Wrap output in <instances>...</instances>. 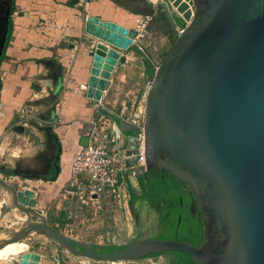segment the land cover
Listing matches in <instances>:
<instances>
[{
    "label": "water",
    "instance_id": "water-1",
    "mask_svg": "<svg viewBox=\"0 0 264 264\" xmlns=\"http://www.w3.org/2000/svg\"><path fill=\"white\" fill-rule=\"evenodd\" d=\"M111 1L141 18L162 14L176 33L155 67L144 100L145 165L154 173L168 172L188 187L201 213L204 243L196 248L173 240L140 239L119 250L99 252L108 246L55 231L35 208L33 192L0 181L10 191L14 208L26 216V224L0 242V251L35 233L57 245L59 254L48 256L53 264H65L63 252L108 263L133 264L180 252L195 264H264V0H191L193 15L188 21L170 0ZM4 15L8 21L10 7ZM176 18L187 23L181 32ZM84 31L98 41L90 53L86 98L101 103L112 71L124 63L121 54L134 45L142 47L134 42V30L96 17H85ZM4 43L5 38L0 58ZM104 46L110 49L106 70L97 72ZM114 122L129 156L138 130L119 117ZM86 144L87 138L81 141V146ZM31 216L38 222L32 224ZM9 256H18L15 264H25L23 256L31 264L40 261L26 244L20 254L0 260Z\"/></svg>",
    "mask_w": 264,
    "mask_h": 264
},
{
    "label": "crops",
    "instance_id": "crops-1",
    "mask_svg": "<svg viewBox=\"0 0 264 264\" xmlns=\"http://www.w3.org/2000/svg\"><path fill=\"white\" fill-rule=\"evenodd\" d=\"M3 1L0 0V14ZM87 16L128 30H134L144 19L111 0H86L85 4H73L72 0H12L10 37L0 61V178H8L5 180L12 187L16 182L18 190L33 192L36 209L47 221H54V226L58 221L66 224L72 221L68 219V211L57 202L58 193L68 181L71 161L100 109L114 115L120 113L124 103L116 111L112 94L122 87L137 56L135 45L121 54L124 63L112 71L101 103L87 99L90 53L98 42L84 31ZM152 65L157 66L154 62ZM66 74L69 81L64 87L62 79ZM61 99L56 110L54 105ZM20 170L30 171L32 175L18 179L16 172ZM5 193L10 194L6 190ZM3 208L0 206L1 214ZM6 221L5 217L0 218V225ZM43 237L31 234L22 242L40 243ZM6 238L0 236L2 241ZM23 243L19 245L24 247ZM29 252L40 255L38 264H53L48 256L59 253L39 249ZM27 258L23 256L22 262L31 264L32 260ZM13 262L12 256L0 260V264Z\"/></svg>",
    "mask_w": 264,
    "mask_h": 264
},
{
    "label": "built area",
    "instance_id": "built-area-1",
    "mask_svg": "<svg viewBox=\"0 0 264 264\" xmlns=\"http://www.w3.org/2000/svg\"><path fill=\"white\" fill-rule=\"evenodd\" d=\"M76 1L80 4L86 3V0ZM148 21L149 18H144L137 23L134 28L136 34L134 42L144 37ZM186 25L187 23L179 32ZM68 81L69 77L66 74L62 79L64 87ZM61 103L62 99L56 101L54 105L56 110ZM126 110L125 103L118 115L101 108L91 121L87 144L81 146L74 155L70 164L69 179L57 196V202L68 211V219L96 220L104 206H116L122 215L129 214L127 186L134 184L137 176L147 170L142 132L143 117L141 120H134V116L132 118L125 115ZM112 115L133 124L138 130L135 137L136 146L131 149L129 156L124 138L117 131ZM127 161H131L132 164L128 166ZM67 226L68 224L65 225ZM80 264L86 263L80 262Z\"/></svg>",
    "mask_w": 264,
    "mask_h": 264
},
{
    "label": "rangeland",
    "instance_id": "rangeland-1",
    "mask_svg": "<svg viewBox=\"0 0 264 264\" xmlns=\"http://www.w3.org/2000/svg\"><path fill=\"white\" fill-rule=\"evenodd\" d=\"M5 2L7 3V0L3 1V3ZM190 9L192 11L191 4ZM154 18H158L159 24L163 26L162 29L164 30L165 34L162 33L158 24H150L149 30L146 27L145 35L139 41V45L143 47L141 49V53H136V59L134 63H132V66L128 68L129 75L127 76L125 82L122 84V87H120L118 91H115L114 94H112L114 109L116 111H119L120 103H125L127 108V110L125 111V115L132 118L134 116V120H141L144 116V100L146 95L145 91L146 89H148V84L150 82L147 80L144 73V62L145 60H148L147 56L151 57L149 61L152 64L154 62L156 65H158L165 52L171 47L173 41L176 38V33L171 31L172 29L168 27L161 16H156ZM142 51L145 52L143 53ZM16 173L18 179L28 178L30 175H32V172L30 171L20 170ZM42 173L43 172H40L41 176H43ZM5 179L8 178H0V180H3L6 182V184L10 185L8 180ZM24 185L25 184H22V186ZM14 188L15 190H18V184H16V182H14ZM5 190L6 192H10L0 185V206H4L2 214L0 213V218L5 217L7 220L5 223H2L0 225V236L2 238L7 237L6 239H8L13 234L12 231H19L26 224V216L19 212L17 209H13L11 193L6 194ZM2 202H4L5 205H2ZM53 211H55V209H53ZM30 222L33 224L35 222H38V219L35 216H31ZM46 222L52 229L57 232H60L71 238L74 237L79 241L89 242L94 245L122 246L123 244L134 241L136 239H153L155 238V236L153 237L150 235L157 234V231L155 229L149 230V228L145 226V223L143 221L139 220L137 223H135L133 218L129 214L122 215L120 210L118 211L116 206H104L102 213L96 220H87L81 222V220L75 219L69 222L67 227H65L67 223L65 221L62 223L58 221V225L55 226L53 224L54 221L52 220H46ZM91 232H93V234H91ZM94 232L96 233L94 234ZM160 237H164L165 239L167 236L161 235L158 238ZM1 241L2 240H0V242ZM23 244H26L28 246V252L30 251V249H39L45 253L49 252L50 250L56 253L58 252L57 245L45 236L43 237V242L39 243L32 240L27 241V243ZM29 253L37 254L33 252ZM12 257L14 258L13 264H15V260L18 259V256ZM61 257L64 258L65 264H80V262H84L86 264H111L108 262H97L77 258L65 252L61 253ZM148 261L150 260H143L144 263H148Z\"/></svg>",
    "mask_w": 264,
    "mask_h": 264
},
{
    "label": "flooded vegetation",
    "instance_id": "flooded-vegetation-1",
    "mask_svg": "<svg viewBox=\"0 0 264 264\" xmlns=\"http://www.w3.org/2000/svg\"><path fill=\"white\" fill-rule=\"evenodd\" d=\"M0 14V43L5 38L4 51L8 44V33L10 32V17L4 19L10 0L3 3ZM162 19L169 24L164 15ZM175 23L178 19L176 18ZM177 27L181 25L176 24ZM175 32V31H174ZM2 56V55H1ZM127 211L137 223L139 220L145 223L149 230H156L153 239L173 240L189 244L199 248L204 243V226L201 213L197 207L188 187L179 184L166 171L154 173L147 170L138 175L134 184L127 186ZM142 230V229H141ZM161 235L167 236L160 237ZM140 240V239H136ZM135 241V240H134ZM122 249V246H108L99 252L109 253L113 250ZM146 260L148 263L143 262ZM126 264V263H124ZM133 264H195L192 259L185 261L178 254L166 253L160 256H150Z\"/></svg>",
    "mask_w": 264,
    "mask_h": 264
},
{
    "label": "bare ground",
    "instance_id": "bare-ground-1",
    "mask_svg": "<svg viewBox=\"0 0 264 264\" xmlns=\"http://www.w3.org/2000/svg\"><path fill=\"white\" fill-rule=\"evenodd\" d=\"M191 4V0H170V4L173 7V9L180 15V17H182L185 21H188L189 19H191L192 16V11L190 9V4ZM192 7V5H191ZM109 48L107 46H104V49H102L101 53L102 55L99 56V60L98 63L95 67V70H97V72H102L103 70H106V68H104L106 66V58L109 52ZM25 200L26 203L29 202V197L26 195H23V199ZM22 248L24 249V247L22 245H10L8 247H5L4 249H2L0 251V257L3 258L5 257L7 254H16L18 252H20V250H22ZM111 264H120L119 262H113Z\"/></svg>",
    "mask_w": 264,
    "mask_h": 264
},
{
    "label": "trees",
    "instance_id": "trees-1",
    "mask_svg": "<svg viewBox=\"0 0 264 264\" xmlns=\"http://www.w3.org/2000/svg\"><path fill=\"white\" fill-rule=\"evenodd\" d=\"M10 11L12 10V0H10ZM161 20V19H160ZM158 22V23H157ZM152 23H155V24H158L159 25V27H160V30L162 31V33L163 34H165V32H164V30L162 29V25H160L159 24V20H158V18H152L151 20H150V22L148 23V25L146 26L147 28H148V30L150 29V24H152ZM10 24H11V22H10ZM9 24V25H10ZM176 24H179V25H181V27L180 28H182L183 27V23L181 22V20L180 19H178V21H177V23ZM168 25V27L171 29V27H170V25L169 24H167ZM10 30V29H9ZM171 31H173V30H171ZM174 32V31H173ZM9 37H10V33H8V39H9ZM174 42V41H173ZM7 45V44H6ZM143 48V47H142ZM170 49V48H169ZM168 49V50H169ZM168 50L165 52V54L163 55V57L166 55V53L168 52ZM136 52L138 53V54H140L141 53V50H139V49H136ZM149 55V54H148ZM3 57H4V54L2 53V56H1V58H0V61L3 59ZM162 57V58H163ZM149 59H151V57H149ZM149 59L148 60H145V62H144V73H145V75H146V78H147V80L148 81H151L152 80V78H153V73H154V70H155V67L152 65V63L149 61ZM162 60V59H161ZM175 254H178V255H180L181 257H183V259H185V261H187V260H190L191 258L189 257V256H187L186 254H184V253H180V252H174Z\"/></svg>",
    "mask_w": 264,
    "mask_h": 264
}]
</instances>
